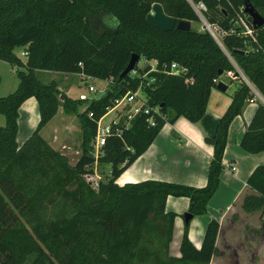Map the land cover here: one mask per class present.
<instances>
[{
    "label": "trees",
    "instance_id": "1",
    "mask_svg": "<svg viewBox=\"0 0 264 264\" xmlns=\"http://www.w3.org/2000/svg\"><path fill=\"white\" fill-rule=\"evenodd\" d=\"M191 1L204 4L201 13L207 23L234 29L222 37V43L264 98V24L253 26V41L241 34L236 23L239 14L251 23L246 6L264 18V0ZM156 3L176 22H200L189 0H0V60L15 67L19 79L13 92L0 97V114L5 118L0 125V264H209L217 252V220L207 223L199 248L189 240L187 229L194 216L207 212L220 185L228 126L252 97L246 83L231 96L213 135L205 137L213 153L204 187L158 180L121 186L115 182L166 122L181 116L198 122L215 80L227 71L235 72L207 30H161L150 24L147 16ZM19 46H26L25 61L14 53ZM133 55L139 56L136 73L121 76ZM141 58L155 61V69L150 64L139 67ZM172 62L186 71L168 74ZM36 70L110 83L99 96L74 99L54 81L42 82ZM138 89L146 104L160 106L164 116L156 117L154 126L147 123L146 115L136 116L129 128L106 138L95 159L90 143L97 122L115 99ZM29 97L37 101L39 120L19 145V107ZM82 104L84 109L78 112ZM59 107L76 114L80 123L81 153L73 165L40 134ZM239 146L251 154L264 151V103L256 107ZM95 161L110 165L107 179L96 188L85 178L93 173ZM246 183L254 192L244 195L242 209L264 212V165L257 166ZM169 195L189 199L190 219L179 256L170 252L177 214L166 210Z\"/></svg>",
    "mask_w": 264,
    "mask_h": 264
},
{
    "label": "crops",
    "instance_id": "2",
    "mask_svg": "<svg viewBox=\"0 0 264 264\" xmlns=\"http://www.w3.org/2000/svg\"><path fill=\"white\" fill-rule=\"evenodd\" d=\"M23 48L24 51L26 46ZM15 49L14 53L17 55ZM21 60L25 61L26 56ZM238 69L240 70L239 67ZM41 71L46 72L45 70ZM240 72L242 71L240 70ZM52 73L66 75L64 73ZM224 74L226 75V73ZM246 79L248 80L247 77ZM229 80L236 85L232 94L226 93L228 85L224 91L214 87L211 89L205 114L198 122L192 123L182 116L172 123L166 122L155 140L120 174L115 182L121 186L144 180H158L204 187L207 182L208 165L213 153V147L205 142V137L213 135L220 116L231 102V96L241 83H246L239 71L238 75L235 73L234 77L229 78ZM70 87H67L63 92L67 96L75 98L69 93ZM58 89L63 90L59 86ZM254 89H256L255 86ZM256 91L259 95H255L254 91L251 90L254 101L246 100L242 112L235 116L228 126L227 140L222 157L223 170L220 176V185L207 205V212L203 215L194 216L188 224L187 236L193 245L199 248L207 223L211 219L219 222L215 241L217 252L213 254L209 264H221L223 259L218 261L217 255L221 257L228 254V251L235 258V264H264V212L260 210L246 212L242 209L244 195L254 192L249 188L246 181L257 166L264 165V151L251 154L239 146L240 138L256 107L259 103H264L263 96L257 89ZM61 109L58 108L57 113L40 131L41 136L49 144L52 143L51 138L53 136L62 135L64 137L72 127L69 120L71 117ZM31 110L35 112L33 117H30ZM56 116H59L58 128L53 131L52 136L48 139L45 130ZM38 120L37 101L34 97H29L19 107V128L16 137L19 145L23 144L32 134ZM19 136L23 139L22 142L18 141ZM165 206L166 210L177 214L173 237L170 242V252L174 256H179V245L186 223L183 215L188 210L189 199L184 196L169 195L166 198ZM220 244L223 245L221 251H219Z\"/></svg>",
    "mask_w": 264,
    "mask_h": 264
},
{
    "label": "rangeland",
    "instance_id": "3",
    "mask_svg": "<svg viewBox=\"0 0 264 264\" xmlns=\"http://www.w3.org/2000/svg\"><path fill=\"white\" fill-rule=\"evenodd\" d=\"M191 27L198 31L206 30V27L204 26L201 20L198 23L192 22ZM23 49H24L23 46L16 47L15 49L17 55L21 57L22 59L25 58L24 54H22ZM147 64L148 62L145 61V59L141 58L138 65L141 68H144ZM16 71L17 69L15 67H12L7 62L0 60V79H1L0 97L6 96L16 89L17 84L19 82ZM35 74L44 83H49L51 81H54L57 87L59 86L63 89L62 91H65L67 87L71 86L69 93L72 97H75L74 99H76L80 93H86L94 97L99 96L102 94L103 90H105L109 86L108 84L110 83L106 80H100V79H95V78H85V77H82V75L80 74L79 75H75V74H66V75L61 74L60 75V74L52 73L49 71L43 72L41 70H37ZM219 79L220 81H222L223 83L229 86L226 93L232 94V92L234 91L236 87L234 82H231L229 78L226 77L225 74H222ZM88 83L92 84L96 88L95 92L91 93L88 91L87 89ZM84 106L85 104L78 106V112H81L84 109ZM61 111L63 110L61 109ZM114 114H115L114 111L107 112L100 119V124L104 125L108 123V121H110L114 117ZM34 115H35V112H32L31 110L30 117H33ZM67 115L71 117L69 119L70 123L72 124L71 129L66 132V135L64 137L62 135L53 136L51 138L52 143H50V145L56 150H58L59 152H61L62 154H64L67 157L69 163L73 165L76 163L81 153V147H80L81 128H80V123H79V120L76 114H67ZM58 119H59V116H56L53 122H51V124L47 126L45 130V134L48 139L52 136L53 131L56 128H58V125H59ZM4 122H5V118L3 115L0 114V125H3ZM22 140L23 139L21 138V136H19L18 141L22 142ZM93 171L94 173L90 177V179L93 185L96 187L100 181L104 182L107 179V176L110 173V165L109 164L103 165V164L97 163L96 165L93 166ZM222 246L223 245L220 244L219 251L222 250ZM217 256H218L217 257L218 261L221 260V258L223 259V262L221 264H235V261H234L235 258L233 257L232 253L229 251H228V254L226 255H222L221 257H219V255Z\"/></svg>",
    "mask_w": 264,
    "mask_h": 264
},
{
    "label": "built area",
    "instance_id": "4",
    "mask_svg": "<svg viewBox=\"0 0 264 264\" xmlns=\"http://www.w3.org/2000/svg\"><path fill=\"white\" fill-rule=\"evenodd\" d=\"M189 2L191 4L193 10L198 15L199 19L203 22L204 26L206 27V30L214 38V40L217 42V44L223 49V51L225 52V54L227 55V57L229 58L231 63L234 65L235 72L234 71L225 72L227 77L233 78L235 73L238 74V71H239L242 78L245 80L246 84L250 87V89L252 91H254L255 95H259L258 92L256 91V89H254V86L252 85V83H250L246 79V77L242 74V72H240V70L238 69V66L236 65V63L232 59L231 55L227 52V50L225 49V47L222 43V37L227 33H233L234 29H230L229 31H226V30H222L218 25L207 23L205 21V19L203 18L202 13H201V11L203 9H205L204 4L202 2L193 3L191 0H189ZM241 10H242V8H241ZM236 23L241 28V34L242 35L251 38L253 41H256L252 22L249 23L245 16L239 14L237 17ZM22 53L25 56L27 54L26 50H24ZM147 62H148V64H150L151 70H154L155 69V61H147ZM185 71H186V69L184 67L179 66V64L176 62H172L170 64V66L168 67V69L166 70V72L168 74L169 73L170 74H180V73H183ZM131 73L135 74L136 70L133 69L131 71ZM82 77L90 78V77H87L85 75H82ZM217 82H218V80H215V83H217ZM87 89L91 93L96 91V88L92 84H89V83H88ZM91 97H92V95H88L85 93H80L78 95V99H82V100H86V99H89ZM248 101L253 102L254 96L249 98ZM159 108H160V106H158V105L153 106V107L148 106L146 104V98L143 95V93L140 91V89H138L134 92H127L123 96L115 99L113 106L110 109H108V112L109 111L115 112L114 117L110 121H108V123H106L104 125L100 124V120L97 122L96 134L90 143V147L92 149L91 153L94 156V158L97 159L98 156L101 155V148L104 145L106 138L110 134H120L122 132L123 128H125V129L129 128L131 120L134 119L136 116H138L140 114L146 115L147 116L146 117L147 123L150 126H154L156 123L155 118L164 116L161 113ZM90 115L91 114H89V116ZM121 120L123 121V123L120 126ZM113 126H114V128H113ZM96 164H97V162L95 161L94 165H96ZM93 173H94V171H93ZM93 173L85 175V178L93 187H95L93 185L91 179H90V177L93 175Z\"/></svg>",
    "mask_w": 264,
    "mask_h": 264
},
{
    "label": "water",
    "instance_id": "5",
    "mask_svg": "<svg viewBox=\"0 0 264 264\" xmlns=\"http://www.w3.org/2000/svg\"><path fill=\"white\" fill-rule=\"evenodd\" d=\"M244 12L251 18V22L254 27L261 26L264 24V18L257 11H255L252 7L246 6L244 8ZM147 20L154 27L161 29V30H169L175 27L179 30L187 31L191 27L190 22L188 21L176 22V20L173 17L167 16L163 12L162 6L157 3L153 4L152 11L147 16ZM138 59H139L138 55H133L130 59L129 64L127 65V67L125 68L121 76L131 72L134 69V66L137 63ZM216 88L221 91H224L226 90V84L220 81L217 83ZM174 135H176V133H174ZM183 217L186 223L190 219V215L187 213H184Z\"/></svg>",
    "mask_w": 264,
    "mask_h": 264
}]
</instances>
